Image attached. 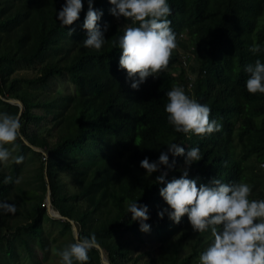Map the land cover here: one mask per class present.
Returning <instances> with one entry per match:
<instances>
[{
    "label": "trees",
    "instance_id": "obj_1",
    "mask_svg": "<svg viewBox=\"0 0 264 264\" xmlns=\"http://www.w3.org/2000/svg\"><path fill=\"white\" fill-rule=\"evenodd\" d=\"M82 2L79 19L63 26L58 12L66 0H0V112L20 116L25 139L17 140L13 156L22 155L24 164L40 163L19 184L3 181L19 178L21 164L11 159L9 171L0 168V201L17 207L15 215H0V264H17V247L25 251L27 264H39L31 243L45 249L47 221L58 225L61 237L68 235V244L75 242L70 222L48 214V186L53 208L74 221L79 238L94 233L112 264H192L212 240L210 230L193 231L187 215L179 224L167 213L163 219L158 215L168 207L160 189L182 176L186 155L169 153L174 167L161 165L151 176L140 162L145 157L158 161L169 143L179 144L185 154L199 147L201 160L188 167L189 179L198 186L214 178L243 180L252 186L250 199H264V177L255 171L264 163V94L246 89V67L257 59L264 62V20L259 22L264 0H168L177 47L159 77L149 76L138 89L119 67L118 41L133 22L113 16L109 0H94L103 13L98 23L105 43L100 50L85 48L88 0ZM253 44L259 53L250 51ZM191 58L195 64L184 65ZM20 70L32 74L18 75ZM61 84L66 87L60 89ZM173 86L208 105L220 131L176 132L165 111ZM4 99L19 100L22 111ZM165 172V183H157ZM126 202L148 207L146 222L158 244L157 252L146 250L132 262L130 245L142 241L144 232ZM88 255L87 264H101L96 247Z\"/></svg>",
    "mask_w": 264,
    "mask_h": 264
},
{
    "label": "clouds",
    "instance_id": "obj_2",
    "mask_svg": "<svg viewBox=\"0 0 264 264\" xmlns=\"http://www.w3.org/2000/svg\"><path fill=\"white\" fill-rule=\"evenodd\" d=\"M113 7L111 14L131 20L132 25L125 26L120 36L118 47L121 50L119 67L126 70L131 87L138 89L149 76L159 77L177 47V35L167 17L171 14L168 0H109ZM83 9L82 0H66L58 12V19L63 26H70L79 19ZM103 13L94 8V0H88V11L83 23L87 37L82 44L85 48L100 50L105 43L99 21ZM72 31L69 34L72 35ZM252 53H259L260 47L253 44ZM248 78L246 89L250 94H264V62L260 59L246 67ZM191 76V75H190ZM165 111L169 124L174 130L184 134L204 136L220 131L221 125L210 118L208 105L198 102L186 94L183 87L173 86L166 93ZM19 114L0 112V163L7 164L12 159L15 164H22V155L13 156L17 140L24 141L21 133ZM137 144V143H136ZM138 145V144H137ZM168 150L162 152L158 161L150 162L145 157L140 166L148 176L160 170L161 165L174 167L169 163V153L173 156H185L188 167L201 160L199 147H192L186 154L177 143H169ZM11 146V148L7 147ZM264 165V163H261ZM188 167L182 170L180 178H174L160 189V195L168 205L158 212L161 219L165 213L179 224L187 215L195 232L210 230L212 240L199 255V264H264V199H250L252 186L241 180L223 183L214 178L210 184L200 186L189 179ZM167 173L156 178L157 183H165ZM5 184L20 183V179L7 176ZM127 211L132 219L138 221L140 230L150 231L148 207L137 202H126ZM17 207L7 201H0V215H15ZM98 247L95 234L77 238L61 250L52 249L59 257V264H87L89 251Z\"/></svg>",
    "mask_w": 264,
    "mask_h": 264
},
{
    "label": "rangeland",
    "instance_id": "obj_3",
    "mask_svg": "<svg viewBox=\"0 0 264 264\" xmlns=\"http://www.w3.org/2000/svg\"><path fill=\"white\" fill-rule=\"evenodd\" d=\"M263 20H264V17H260V20H259L260 25H261ZM178 51L182 52L183 50L181 48H178ZM192 63L195 64V61L193 58H191L190 61L184 62V65H188V64L193 65ZM173 70L176 73H178L180 68L176 67ZM17 74L18 75H31L32 71L31 70H20L17 72ZM61 85L62 86L59 87L60 89L63 88V86H65V84L64 85L61 84ZM7 147L11 148V146H7ZM249 161L250 162L254 161L255 165L257 164V162L253 158H251ZM39 164L40 163H39L38 159H34L33 163H30V162L25 163V164L22 163L20 165V170H19V173H21L19 175V179L21 176L23 178L29 169L36 168L37 166H39ZM11 166H12V160L11 159H9L7 164L0 163V168H3L6 171H9ZM255 171L257 173H260L264 177V165H262L261 163H258V165H256ZM62 179L64 181H67V182L70 181L69 177L65 174L64 175L62 174ZM51 217H52V219H57V218H54L53 216H51ZM12 219L13 218H9L8 220L11 221ZM18 219H19V221H21L20 218H18ZM5 225H6L5 222H3L2 223V233H6V231H7V228ZM43 231L47 234V237H48V239L46 241L47 245H46L45 249H43V248H40L35 242H32L31 245L33 247V251L35 254L34 256L36 257L39 264H59V257L56 255H53L52 249L54 247H56L57 245H59L60 243H63V242H67V244H68L71 240L68 237V235L66 237H61L59 235L58 225H56L55 223H53L51 221L44 222ZM154 235L155 234L152 233V231L144 232L143 237H142L143 238L142 241L131 243L130 246H131V250H132V252H131L132 260L130 262L133 261L135 256L143 255L144 251H146V250H149L152 254L158 251V246H157L158 244L156 243V239H155ZM210 242L211 241L206 243V245L204 246L205 249L209 245ZM3 246H4V244H3ZM57 250H59V249H57ZM16 251L19 254L18 259H17V264H27L26 261H24V259H23L26 256L25 251L20 247H17ZM145 258L146 257L143 256L141 259H145ZM192 264H199V259H197V261L192 263Z\"/></svg>",
    "mask_w": 264,
    "mask_h": 264
},
{
    "label": "water",
    "instance_id": "obj_4",
    "mask_svg": "<svg viewBox=\"0 0 264 264\" xmlns=\"http://www.w3.org/2000/svg\"><path fill=\"white\" fill-rule=\"evenodd\" d=\"M6 101H8L9 103H13V104H17L19 106V112L22 111L23 109V104L17 100V99H4ZM26 144L30 145L26 140H25ZM32 149H34L35 151H38V152H41L42 150L38 147H35V146H32ZM50 193H51V190L48 186V189H47V193H46V197H45V204H46V207H47V211H48V214L53 216L54 218H57V219H63V220H67L70 222L71 224V228H72V234H73V237L75 238V240L77 238H79V232H78V229L76 227V224L74 223V221L68 217H65L63 216L57 209H54L53 206H52V203H51V200H50ZM99 251V255H100V262L101 264H112L105 256V254L103 253V250L102 248L100 247V245H98V247H96Z\"/></svg>",
    "mask_w": 264,
    "mask_h": 264
}]
</instances>
